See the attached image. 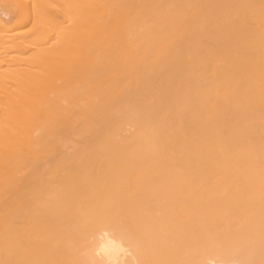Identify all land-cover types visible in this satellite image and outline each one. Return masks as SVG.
I'll return each mask as SVG.
<instances>
[{
	"label": "bare ground",
	"instance_id": "obj_1",
	"mask_svg": "<svg viewBox=\"0 0 264 264\" xmlns=\"http://www.w3.org/2000/svg\"><path fill=\"white\" fill-rule=\"evenodd\" d=\"M0 264H264V0H0Z\"/></svg>",
	"mask_w": 264,
	"mask_h": 264
}]
</instances>
